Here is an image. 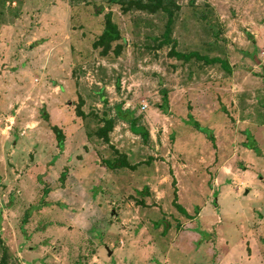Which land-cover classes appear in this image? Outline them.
Listing matches in <instances>:
<instances>
[{
	"label": "rangeland",
	"instance_id": "1",
	"mask_svg": "<svg viewBox=\"0 0 264 264\" xmlns=\"http://www.w3.org/2000/svg\"><path fill=\"white\" fill-rule=\"evenodd\" d=\"M142 1L0 0V264H264V0Z\"/></svg>",
	"mask_w": 264,
	"mask_h": 264
},
{
	"label": "trees",
	"instance_id": "2",
	"mask_svg": "<svg viewBox=\"0 0 264 264\" xmlns=\"http://www.w3.org/2000/svg\"><path fill=\"white\" fill-rule=\"evenodd\" d=\"M119 3H124L126 5L131 4V0H112ZM141 7L144 9L150 8L153 11H161L165 12L167 14V23L165 24V32L162 35V42H166L168 44H174V39L172 37L173 34V28L177 21L179 11H180V5H178L174 0H143L141 2ZM121 40V33L117 27V25L113 22L112 19V13L109 12L106 15V26L105 30L100 36V38L95 41L96 47L104 48L103 52L106 54L109 50L112 48V43ZM119 52V51H118ZM177 54V52H175ZM179 57H182L183 59L189 58L191 56H185V55H179ZM164 101L165 106H163L164 112H167L168 110V92L165 90L164 93ZM82 116H85L84 113L80 112ZM122 113L120 110L118 111V114H116L115 117H123L121 115ZM111 115L104 114L102 117V121H104L105 125L97 131L98 136H100L102 139H104L107 142H110L109 138V132L113 130V127L117 121V118H115ZM127 117V116H126ZM130 124H132L133 129L136 133L149 138L150 133L147 127L143 126L140 122V118H136L135 116L131 115L130 118H125ZM199 128V125H195ZM203 131V129H201ZM205 131V130H204ZM58 146L60 149L64 148V135L62 133H58ZM108 166L111 169H119V168H129L132 167L131 164L128 162V157L123 156L122 158H119L117 160H114L113 162H109ZM176 203V202H175ZM179 208L181 207L180 204H176Z\"/></svg>",
	"mask_w": 264,
	"mask_h": 264
},
{
	"label": "built area",
	"instance_id": "3",
	"mask_svg": "<svg viewBox=\"0 0 264 264\" xmlns=\"http://www.w3.org/2000/svg\"><path fill=\"white\" fill-rule=\"evenodd\" d=\"M143 108H145V105L143 106Z\"/></svg>",
	"mask_w": 264,
	"mask_h": 264
},
{
	"label": "water",
	"instance_id": "4",
	"mask_svg": "<svg viewBox=\"0 0 264 264\" xmlns=\"http://www.w3.org/2000/svg\"><path fill=\"white\" fill-rule=\"evenodd\" d=\"M112 252H110V255H111Z\"/></svg>",
	"mask_w": 264,
	"mask_h": 264
}]
</instances>
